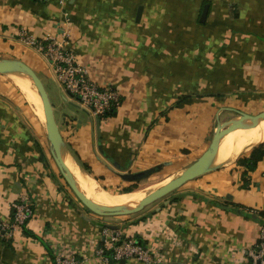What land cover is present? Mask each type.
Instances as JSON below:
<instances>
[{"label": "crops", "instance_id": "obj_1", "mask_svg": "<svg viewBox=\"0 0 264 264\" xmlns=\"http://www.w3.org/2000/svg\"><path fill=\"white\" fill-rule=\"evenodd\" d=\"M66 26L90 78L123 98L108 118L86 111L67 124L60 111L58 121L74 158L106 187L152 167L184 170L221 118L264 110V0H0V58L24 60L65 96L49 60L18 33L62 39ZM42 133L18 92L0 88V222H13L23 196L34 208L26 232L0 236V264H56L58 256L112 264L97 251L114 245L115 230L153 256L125 264H248L247 251L264 238V160L250 183L229 167L224 189L197 178L152 210L108 220L66 193Z\"/></svg>", "mask_w": 264, "mask_h": 264}, {"label": "built area", "instance_id": "obj_2", "mask_svg": "<svg viewBox=\"0 0 264 264\" xmlns=\"http://www.w3.org/2000/svg\"><path fill=\"white\" fill-rule=\"evenodd\" d=\"M59 1L65 2V0ZM68 23L69 19L66 24ZM18 36L25 47L49 60L69 102L102 118H108L113 110L121 106L123 102L121 93L110 85L99 84L92 80L86 67L79 63L77 54L69 47L70 30L68 26L63 32L62 39L50 35L37 38L26 29H21ZM13 210L15 214L12 223L0 222V235L2 236H11L13 228L22 227L34 214L33 205L28 196L21 197ZM112 233L114 245L110 248L101 246L97 251L107 262L113 260L119 264L123 260H135L139 263H149L153 260L151 252L136 238L124 237L119 230ZM263 239L255 249L247 251L248 264H264ZM108 251L112 255L108 254ZM82 260L75 256H58L56 264H82Z\"/></svg>", "mask_w": 264, "mask_h": 264}, {"label": "water", "instance_id": "obj_3", "mask_svg": "<svg viewBox=\"0 0 264 264\" xmlns=\"http://www.w3.org/2000/svg\"><path fill=\"white\" fill-rule=\"evenodd\" d=\"M141 11V8L139 12ZM10 71H18L29 75L37 87L42 102L44 105V110L47 119V138L49 140V148L51 155L63 177L66 181L74 195L77 199L93 214H96L101 217H113V216H131L142 212L145 208L149 207L150 205L154 204L158 200L170 195L177 189L181 188L185 184L190 181H193L197 178H200L204 175H207L210 172L218 170L214 167V159L215 155L217 154V150L219 147V141L221 135L231 126L237 124L241 121L245 120H255V121H262L264 120V110L253 114L243 111H236L237 115L230 120L225 122H220L217 124L216 130L214 132L213 138L208 146V148L204 151V153L190 166L184 169V171L178 175L177 177L173 178L170 182H168L163 187L155 190L148 196H146L140 204H138L134 208H103L89 197H87L76 185L73 175L71 171L68 169L67 165L65 164L62 152L63 150L67 151L71 156L74 158L73 154L71 153L68 143L66 142L65 138L62 135L61 128L59 122L57 120L56 111H55V104L51 101L49 93L46 89V86L34 68L19 58H0V73H8ZM64 120L66 123L69 124L68 114H63ZM77 161V160H76ZM84 169V167H83ZM160 167H152L149 169H145L135 173H127L122 174L121 178L127 182H134L138 183L143 180L150 178L156 172L160 171ZM87 171L86 169H84ZM90 175H92L89 171H87ZM93 176V175H92ZM96 178V177H95ZM97 179V178H96ZM98 180V179H97ZM136 188V187H135ZM128 191V192H132ZM112 229H117L118 226L109 225ZM121 263L125 264L126 260H123ZM260 263V262H258Z\"/></svg>", "mask_w": 264, "mask_h": 264}, {"label": "bare ground", "instance_id": "obj_4", "mask_svg": "<svg viewBox=\"0 0 264 264\" xmlns=\"http://www.w3.org/2000/svg\"><path fill=\"white\" fill-rule=\"evenodd\" d=\"M7 74L25 98L32 103L42 121L47 123L41 95L31 77L18 71H10ZM263 142L264 120H245L231 125L220 137L214 167L220 169L234 163L243 153ZM62 155L78 188L103 208H134L146 196L173 179L170 177L167 180L153 181L134 188L132 192H113L111 188L105 187L102 182L85 171L67 151L63 150Z\"/></svg>", "mask_w": 264, "mask_h": 264}, {"label": "rangeland", "instance_id": "obj_5", "mask_svg": "<svg viewBox=\"0 0 264 264\" xmlns=\"http://www.w3.org/2000/svg\"><path fill=\"white\" fill-rule=\"evenodd\" d=\"M4 85H8L9 88H12L14 90H16L18 92V95L20 96V98H22V100H25V104H26V107L28 108V110L31 112L32 116H33V121L36 125L37 128H39V130H41L43 133H42V136H46L47 134V130H46V127L41 123V121L39 120V118L41 119V117L37 114L36 110L34 109L32 103L28 102V100L25 98V96L20 92V90L14 86V84L12 83V81L10 80L9 76L7 73H0V88H3ZM47 90L49 91V95H50V98H51V101L54 103V104H57V109L55 108V111H56V116H57V120L59 121L61 119V114H68V115H71V116H82L84 114H86V111L84 109H82L81 107H78V105L74 104V103H70L69 100L67 101V99H65V96L61 90V88L59 87L58 84H49L47 85ZM57 101V102H56ZM60 111H61V114H60ZM62 114V115H63ZM39 116V118L37 117ZM225 117V116H224ZM230 118V116H227L226 118H221L220 119V122H225L227 121V119ZM42 120V119H41ZM45 123V122H44ZM47 124V123H46ZM48 147V146H47ZM48 151H49V159H50V162L52 163L55 171L54 174L58 175V179H60V182L62 183V186L66 188V193L69 192L68 194H72L71 196H73L74 198H77L74 193L72 192V190L70 189V187L68 186V184L66 183V181L63 179L52 155H51V152H50V148L48 147ZM200 154H195V156L191 159V163L195 162L200 156ZM189 163V162H188ZM231 166V165H230ZM229 166V167H230ZM219 170H224V169H219ZM183 170H181V167H166V168H163L161 169L160 171L156 172L154 175H152L150 178L146 179V180H143L141 182H138L137 183V187H140V186H143L144 184H149L153 181H160V180H167L169 179L170 177H177L178 175H180L182 173ZM178 172V173H177ZM214 172V171H213ZM213 172H210L208 173L207 175L213 173ZM207 175H204V176H207ZM204 176L200 177L201 178H205ZM167 177V178H166ZM136 183L134 182H131L130 184H127L128 187L129 186H132ZM107 185V184H106ZM127 185L123 186V187H112V186H108V188H111L113 192H122L121 188H126ZM106 187V186H105ZM136 187V188H137ZM169 195H167L166 197L158 200L157 202H155L154 204L150 205V207H147L148 211L149 210H152L154 207H156L158 204H160L161 202H163V200H168ZM78 200V199H77ZM79 201V200H78ZM80 202V201H79ZM81 203V202H80ZM82 204V203H81ZM83 205V204H82ZM84 206V205H83ZM85 207V206H84ZM146 209V210H147ZM140 214V213H138ZM138 214H136L134 216L137 217ZM125 217V216H124ZM105 219L107 218L108 220H118L119 218H123V216H113V217H104ZM117 218V219H116Z\"/></svg>", "mask_w": 264, "mask_h": 264}, {"label": "trees", "instance_id": "obj_6", "mask_svg": "<svg viewBox=\"0 0 264 264\" xmlns=\"http://www.w3.org/2000/svg\"><path fill=\"white\" fill-rule=\"evenodd\" d=\"M116 110H113L110 115L112 116L115 113ZM264 160V142L261 144L256 145L255 147L251 148L250 150H248L247 152L243 153L234 163L227 165L223 168L220 169H227L231 168V170L235 169L236 166H240L243 170H242V179L245 182L250 183L251 180V174L257 169L259 163L261 161ZM81 165L84 167V169H86L87 171L91 172V168L89 166H87L86 164H82ZM232 173V172H231ZM215 176V177H211V176ZM211 176L207 175L204 176L205 178H207V180H210L211 182H213V184H217L219 187H223L226 186V183H231L232 181V174L228 175L225 172H223L222 170H215ZM99 179V178H97ZM103 179V178H101ZM249 185V184H248ZM137 184H134L130 187H126L123 188L121 191L123 192H128L133 190L135 187H137ZM15 214V210H13V217ZM259 215H261L262 217H264V211H260ZM28 222V221H27ZM27 222H25V224H23L22 228L23 230L26 232V226H27ZM263 223V222H262ZM2 239L7 240L8 238L6 236H2L0 235ZM11 238H9L10 240ZM140 242V240H138ZM259 243L262 242V239H260L258 241ZM108 254L111 252L108 251ZM56 260V259H55ZM112 264H118L116 261L111 260Z\"/></svg>", "mask_w": 264, "mask_h": 264}]
</instances>
